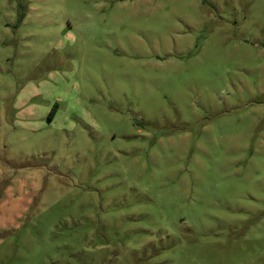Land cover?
<instances>
[{
	"label": "rangeland",
	"instance_id": "rangeland-1",
	"mask_svg": "<svg viewBox=\"0 0 264 264\" xmlns=\"http://www.w3.org/2000/svg\"><path fill=\"white\" fill-rule=\"evenodd\" d=\"M0 264H264V0H0Z\"/></svg>",
	"mask_w": 264,
	"mask_h": 264
},
{
	"label": "trees",
	"instance_id": "trees-1",
	"mask_svg": "<svg viewBox=\"0 0 264 264\" xmlns=\"http://www.w3.org/2000/svg\"><path fill=\"white\" fill-rule=\"evenodd\" d=\"M22 17H23V15L21 14V15H20V18H22ZM55 111H56V109H55V105H54L53 108L49 111V113H48V115H47V118H48V119H51V118L53 117Z\"/></svg>",
	"mask_w": 264,
	"mask_h": 264
}]
</instances>
